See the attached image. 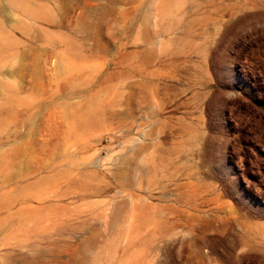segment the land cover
Wrapping results in <instances>:
<instances>
[{"label":"rangeland","instance_id":"rangeland-1","mask_svg":"<svg viewBox=\"0 0 264 264\" xmlns=\"http://www.w3.org/2000/svg\"><path fill=\"white\" fill-rule=\"evenodd\" d=\"M0 264H264V0H0Z\"/></svg>","mask_w":264,"mask_h":264}]
</instances>
